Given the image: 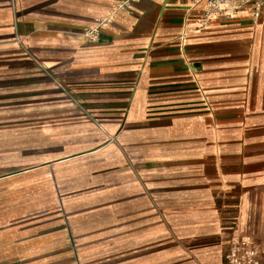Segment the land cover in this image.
Segmentation results:
<instances>
[{
    "label": "crops",
    "instance_id": "obj_1",
    "mask_svg": "<svg viewBox=\"0 0 264 264\" xmlns=\"http://www.w3.org/2000/svg\"><path fill=\"white\" fill-rule=\"evenodd\" d=\"M122 1L0 0V264H225L264 246V10L203 27L191 0ZM51 177L115 182V223L22 242L12 219L31 209L10 197Z\"/></svg>",
    "mask_w": 264,
    "mask_h": 264
},
{
    "label": "rangeland",
    "instance_id": "obj_2",
    "mask_svg": "<svg viewBox=\"0 0 264 264\" xmlns=\"http://www.w3.org/2000/svg\"><path fill=\"white\" fill-rule=\"evenodd\" d=\"M96 180L100 181L101 178L98 177ZM35 184L26 190H17L8 203L12 210L21 204H27L21 206L22 208L31 209L27 210V216L22 218L23 221L18 217L12 219V225H15L13 227L26 236L22 242H27L29 245L39 243L50 245L52 235L57 232L62 243L65 232L74 234V229L76 232H81V230L100 229L105 224H114L117 204L123 199L115 182L71 191H63V186L67 187L65 183L58 184L52 177L39 180ZM39 202L41 206L36 205ZM35 209H38L37 212H30ZM77 241L73 238L72 245L78 244Z\"/></svg>",
    "mask_w": 264,
    "mask_h": 264
},
{
    "label": "built area",
    "instance_id": "obj_3",
    "mask_svg": "<svg viewBox=\"0 0 264 264\" xmlns=\"http://www.w3.org/2000/svg\"><path fill=\"white\" fill-rule=\"evenodd\" d=\"M141 0H123L116 8H126L131 3H138ZM190 11H195L200 24L205 27L212 23L226 20L249 19L255 25L261 23L262 12L264 10V0H191ZM204 5L200 10L199 5ZM100 29L91 31V35H96ZM89 37V33L85 34ZM225 264H264V246L255 245L247 241L231 245L225 257Z\"/></svg>",
    "mask_w": 264,
    "mask_h": 264
}]
</instances>
